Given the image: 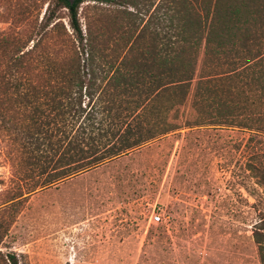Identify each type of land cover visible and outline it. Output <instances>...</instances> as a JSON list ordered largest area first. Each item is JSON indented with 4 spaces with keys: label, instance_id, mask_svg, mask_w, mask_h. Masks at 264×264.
I'll return each mask as SVG.
<instances>
[{
    "label": "trees",
    "instance_id": "trees-1",
    "mask_svg": "<svg viewBox=\"0 0 264 264\" xmlns=\"http://www.w3.org/2000/svg\"><path fill=\"white\" fill-rule=\"evenodd\" d=\"M43 3L5 0L0 31V126L43 185L182 127L264 135V0H48L39 18ZM83 3L97 17L82 23ZM247 166L264 186V163ZM251 236L264 264V216Z\"/></svg>",
    "mask_w": 264,
    "mask_h": 264
},
{
    "label": "rangeland",
    "instance_id": "rangeland-1",
    "mask_svg": "<svg viewBox=\"0 0 264 264\" xmlns=\"http://www.w3.org/2000/svg\"><path fill=\"white\" fill-rule=\"evenodd\" d=\"M47 1L38 0L39 18ZM91 5L82 4V23L97 17ZM4 11L0 0V31ZM194 117L186 104L177 121ZM15 149L0 126L2 252L24 255L28 264H260L251 229L264 216V186L247 165L264 163V135L182 127L46 185L47 175L27 167L22 153L15 158ZM20 190L27 198L5 210Z\"/></svg>",
    "mask_w": 264,
    "mask_h": 264
},
{
    "label": "built area",
    "instance_id": "built-area-1",
    "mask_svg": "<svg viewBox=\"0 0 264 264\" xmlns=\"http://www.w3.org/2000/svg\"><path fill=\"white\" fill-rule=\"evenodd\" d=\"M160 218H161L160 217V213H157V214L152 216V219H153L154 222H158L160 220Z\"/></svg>",
    "mask_w": 264,
    "mask_h": 264
}]
</instances>
